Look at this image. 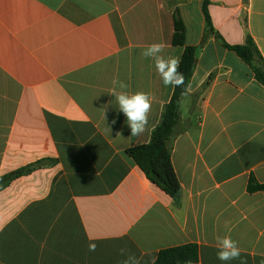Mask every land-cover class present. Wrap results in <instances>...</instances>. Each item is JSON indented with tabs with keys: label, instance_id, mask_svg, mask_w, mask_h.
Here are the masks:
<instances>
[{
	"label": "crops",
	"instance_id": "0c3cea01",
	"mask_svg": "<svg viewBox=\"0 0 264 264\" xmlns=\"http://www.w3.org/2000/svg\"><path fill=\"white\" fill-rule=\"evenodd\" d=\"M203 1L0 0V180L41 164L0 182V264H155L185 245L196 264H222L225 235L241 250L228 264H264V193L248 191L264 184V86L224 45L249 35L264 60V0H210L221 39ZM176 15L185 46L173 44ZM157 42L180 60L197 48L169 143L177 199L127 154L150 142L174 93L141 55ZM117 77L154 97L139 137L109 94Z\"/></svg>",
	"mask_w": 264,
	"mask_h": 264
},
{
	"label": "trees",
	"instance_id": "16d2710c",
	"mask_svg": "<svg viewBox=\"0 0 264 264\" xmlns=\"http://www.w3.org/2000/svg\"><path fill=\"white\" fill-rule=\"evenodd\" d=\"M209 5L210 0L203 1L202 9L207 29L211 34H215L221 39L214 32L212 27V21L208 10ZM173 44L185 46V28L179 15L175 17ZM224 45L226 48L234 51L251 67L258 82L264 86V60L252 37L248 35L243 45ZM196 56L197 48L185 47L179 71L184 74L186 84L190 83L192 78ZM182 93L183 88H174L173 96L164 108L161 122L152 132L150 142L133 147L127 151V154L145 174L146 178L173 199L179 197L181 186L172 164L169 143L174 134L175 127L180 121V102L185 95ZM40 165L41 164H38L37 166ZM37 166L14 172L3 177L0 182H2L3 185H7L14 178L30 172V170ZM248 191L252 193L258 191L264 193V184H258L252 179L249 181ZM198 261V247L196 245H185L161 251L157 256L155 264H196Z\"/></svg>",
	"mask_w": 264,
	"mask_h": 264
},
{
	"label": "clouds",
	"instance_id": "9594fccd",
	"mask_svg": "<svg viewBox=\"0 0 264 264\" xmlns=\"http://www.w3.org/2000/svg\"><path fill=\"white\" fill-rule=\"evenodd\" d=\"M167 45L163 42H157L147 45L141 55L146 59L154 62L156 72L161 78L164 86H173L174 88H183L182 94L192 92L191 83L185 82V76L179 71L180 57L166 56L165 50ZM129 85L118 77L113 78L112 88L109 94L116 98L118 110L122 112L126 118V124L130 128L129 137H139L144 134L148 126L149 114L152 110L154 97L150 93L143 91L128 92ZM105 114V111H104ZM116 121L113 120L114 124ZM120 134V133H117ZM217 259L222 264H228L233 260H237L241 256V250L238 243L231 238L230 235L217 236ZM97 245L90 243L89 251H95ZM124 254L125 250L121 249ZM125 264H137L135 257L129 256Z\"/></svg>",
	"mask_w": 264,
	"mask_h": 264
}]
</instances>
